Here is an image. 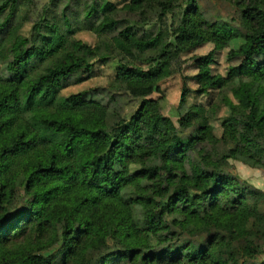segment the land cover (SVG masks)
Instances as JSON below:
<instances>
[{
	"label": "trees",
	"instance_id": "trees-1",
	"mask_svg": "<svg viewBox=\"0 0 264 264\" xmlns=\"http://www.w3.org/2000/svg\"><path fill=\"white\" fill-rule=\"evenodd\" d=\"M230 1L238 25L197 0H48L33 19L34 0H0V264H264L257 192L220 171L264 158V0ZM205 43L241 61L222 75L191 56L197 88L184 79L175 123L161 87L175 68H152ZM109 61L107 87L60 95ZM254 65L222 99L219 135L195 118L189 93Z\"/></svg>",
	"mask_w": 264,
	"mask_h": 264
},
{
	"label": "rangeland",
	"instance_id": "rangeland-1",
	"mask_svg": "<svg viewBox=\"0 0 264 264\" xmlns=\"http://www.w3.org/2000/svg\"><path fill=\"white\" fill-rule=\"evenodd\" d=\"M48 0H34L33 7L29 9L30 19L35 17V14L44 3ZM112 4L122 6L125 0H109ZM106 3V2H104ZM199 8L203 16L209 20H220L238 25V9L235 3L230 0H197ZM31 23L27 21L22 28V32L26 34L30 28ZM76 37L93 44L96 40L94 33L90 31H80L76 34ZM212 44L205 43L190 53H178L173 49L172 58L169 62L154 66L152 70L163 72L168 68H175L174 73L161 81V87L165 96V105L163 107V113L168 115L175 123L178 114V102L182 91V85L185 78H189L196 72L192 67L191 56H200L211 61L212 71L226 75L227 69L232 66H236L240 63L241 57L236 56L230 60H227V49H222L218 52H213ZM257 62H264V58L257 56ZM147 68L144 67L143 70ZM256 66L244 67L239 70L233 71L224 82L223 86L216 90H211L201 94L189 93L188 104L192 105L196 111L195 118L200 119L207 117L214 125V131L217 135L220 134V121L225 115V108L222 104V99L225 97H231V90L237 84L253 79ZM114 73V62H107L105 64L95 63L92 71L87 77L84 73L77 81V77L80 74H72L69 78L70 85L66 86L60 91V95L67 96L72 93H77L83 90L107 87L111 77ZM78 79V80H79ZM187 86L191 89H196L197 85L189 80L185 79ZM157 93H153L151 97H157ZM244 111L248 110L245 100H234ZM138 100L125 101L123 115H130L137 107ZM190 131L184 132V136L189 135ZM261 163L253 164L251 166L243 164L241 161L228 160L223 162L220 166V171L227 174L228 177L235 179L239 186L256 191V200L258 202V208L264 213V158L261 159ZM168 164H174L173 161H168ZM54 249H50L45 252L49 254ZM264 259V240L260 241V247L257 254V262Z\"/></svg>",
	"mask_w": 264,
	"mask_h": 264
}]
</instances>
